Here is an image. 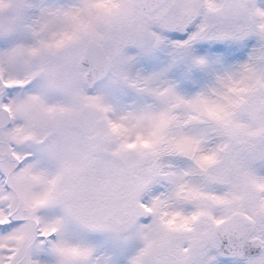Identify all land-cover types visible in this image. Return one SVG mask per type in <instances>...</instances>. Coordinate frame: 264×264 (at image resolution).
<instances>
[{"label":"snow or ice","instance_id":"1","mask_svg":"<svg viewBox=\"0 0 264 264\" xmlns=\"http://www.w3.org/2000/svg\"><path fill=\"white\" fill-rule=\"evenodd\" d=\"M0 264H264V0H0Z\"/></svg>","mask_w":264,"mask_h":264}]
</instances>
